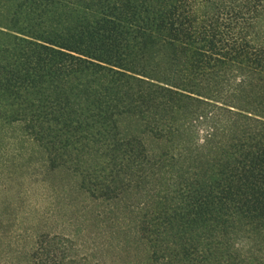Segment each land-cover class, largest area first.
Segmentation results:
<instances>
[{
	"label": "trees",
	"instance_id": "obj_1",
	"mask_svg": "<svg viewBox=\"0 0 264 264\" xmlns=\"http://www.w3.org/2000/svg\"><path fill=\"white\" fill-rule=\"evenodd\" d=\"M45 1L40 32L0 22V87L38 93L36 116L63 130L133 126L95 140L120 151L6 153L7 188L12 165L40 177L0 264L73 262L67 234L38 225L59 171L108 227L127 219L135 264H264V0ZM98 251L91 264H114Z\"/></svg>",
	"mask_w": 264,
	"mask_h": 264
},
{
	"label": "rangeland",
	"instance_id": "obj_2",
	"mask_svg": "<svg viewBox=\"0 0 264 264\" xmlns=\"http://www.w3.org/2000/svg\"><path fill=\"white\" fill-rule=\"evenodd\" d=\"M48 3L45 0H0V22L3 24L12 18L15 20V26L27 25L25 30L32 28L40 32L44 24L53 21L51 14L54 10ZM15 7L17 8L14 10ZM1 48L3 45L0 39V64L6 59L7 54V51ZM9 57L11 60V57L18 60L16 51L11 52ZM41 105L38 93L13 92L9 88L0 87V262L14 258L13 249L20 242L17 233L26 225L23 218L24 210L28 207L27 202L36 195L33 181L40 177L33 172L30 175L23 166L15 164L9 167L12 178L9 181L10 188H7L3 167L6 153L30 154L33 160L46 152L93 154L100 150L120 151L123 150V146L100 145L95 143V140L113 139L133 126L128 120H121L120 129H116L119 131L118 134L112 128L107 131L108 133L106 131L92 135L75 133L60 129L50 117L40 121L36 112L42 108ZM62 175L64 173L59 171L51 177L52 182H58L63 190V196L52 200L57 210L53 212L52 217L40 219L38 225H45L47 229L61 230L67 234L69 237L67 243L73 254L71 264H91L99 253L98 249L102 247L106 248L107 258L113 257L114 264H135L142 252L131 241L130 235L123 233V228L127 227L125 225L127 219L124 218L123 221L119 219L118 227H108L104 221L91 214L93 206L91 203L87 204L84 199L85 193L77 190L74 180ZM20 178H23V181ZM25 187L28 189L27 192H23Z\"/></svg>",
	"mask_w": 264,
	"mask_h": 264
},
{
	"label": "clouds",
	"instance_id": "obj_3",
	"mask_svg": "<svg viewBox=\"0 0 264 264\" xmlns=\"http://www.w3.org/2000/svg\"><path fill=\"white\" fill-rule=\"evenodd\" d=\"M241 79H243V78H242V77H238V82H239Z\"/></svg>",
	"mask_w": 264,
	"mask_h": 264
}]
</instances>
